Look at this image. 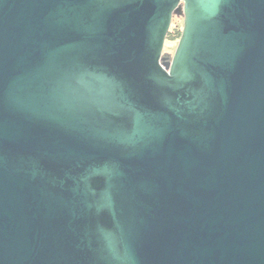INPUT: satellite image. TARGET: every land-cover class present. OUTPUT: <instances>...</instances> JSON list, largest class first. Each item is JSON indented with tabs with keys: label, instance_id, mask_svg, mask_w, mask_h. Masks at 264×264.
<instances>
[{
	"label": "water",
	"instance_id": "obj_1",
	"mask_svg": "<svg viewBox=\"0 0 264 264\" xmlns=\"http://www.w3.org/2000/svg\"><path fill=\"white\" fill-rule=\"evenodd\" d=\"M0 264H264V0H0Z\"/></svg>",
	"mask_w": 264,
	"mask_h": 264
},
{
	"label": "rangeland",
	"instance_id": "obj_2",
	"mask_svg": "<svg viewBox=\"0 0 264 264\" xmlns=\"http://www.w3.org/2000/svg\"><path fill=\"white\" fill-rule=\"evenodd\" d=\"M182 26H183V18L173 16L171 19V24H170L169 30L174 32L176 29H178L181 32ZM178 38L179 37L173 38V37L166 36L165 41H164V46L162 49V54L172 55L174 50H175V47L177 45Z\"/></svg>",
	"mask_w": 264,
	"mask_h": 264
},
{
	"label": "trees",
	"instance_id": "obj_3",
	"mask_svg": "<svg viewBox=\"0 0 264 264\" xmlns=\"http://www.w3.org/2000/svg\"><path fill=\"white\" fill-rule=\"evenodd\" d=\"M166 36H168V37H179L180 36V31L178 30V29H176L174 32L173 31H171V30H169L168 32H167V35Z\"/></svg>",
	"mask_w": 264,
	"mask_h": 264
}]
</instances>
